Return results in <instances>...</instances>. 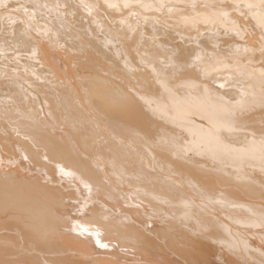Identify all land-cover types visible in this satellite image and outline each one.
Segmentation results:
<instances>
[{
  "label": "bare ground",
  "instance_id": "6f19581e",
  "mask_svg": "<svg viewBox=\"0 0 264 264\" xmlns=\"http://www.w3.org/2000/svg\"><path fill=\"white\" fill-rule=\"evenodd\" d=\"M264 264V0H0V264Z\"/></svg>",
  "mask_w": 264,
  "mask_h": 264
},
{
  "label": "rangeland",
  "instance_id": "374dc122",
  "mask_svg": "<svg viewBox=\"0 0 264 264\" xmlns=\"http://www.w3.org/2000/svg\"><path fill=\"white\" fill-rule=\"evenodd\" d=\"M257 264V263H256Z\"/></svg>",
  "mask_w": 264,
  "mask_h": 264
}]
</instances>
